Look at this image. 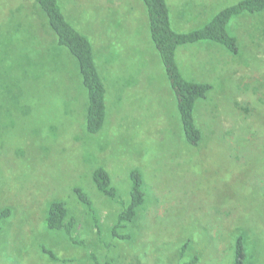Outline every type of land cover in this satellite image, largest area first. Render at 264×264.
Listing matches in <instances>:
<instances>
[{"label":"rangeland","instance_id":"1","mask_svg":"<svg viewBox=\"0 0 264 264\" xmlns=\"http://www.w3.org/2000/svg\"><path fill=\"white\" fill-rule=\"evenodd\" d=\"M30 1L22 0L13 19L9 6L18 0H0V25L9 23L0 35L15 34L0 38L10 59L0 64V211L10 210L0 221V264H231L239 236L245 264H264V12L230 22L228 33L239 42L234 62L220 59L221 67L209 71L183 67L182 53L195 45L177 48L183 77L212 87L194 112L203 139L193 148L140 0H58L66 20L90 40L107 87V118L94 136L84 128L78 69L73 61L61 67L65 49L55 46ZM165 1L171 28L188 33L241 0ZM25 15L32 21L15 33ZM37 41L47 55L41 65L51 67H28ZM97 168L107 171L125 205L129 172L143 175L145 203L119 230L126 240L112 236L121 200L97 191ZM77 188L92 202L99 233ZM54 201L74 221L70 237L46 227Z\"/></svg>","mask_w":264,"mask_h":264},{"label":"trees","instance_id":"2","mask_svg":"<svg viewBox=\"0 0 264 264\" xmlns=\"http://www.w3.org/2000/svg\"><path fill=\"white\" fill-rule=\"evenodd\" d=\"M34 4L44 14L48 27L56 36L57 46L64 48L72 57L73 67H77L80 82L87 97L84 128L88 135H98L104 128L107 118L106 96L107 87L98 71L94 50L90 40L74 28L61 11L58 0H33ZM143 4L150 41L157 51L171 89L177 100L180 125L183 131L184 141L187 145L197 148L202 142L203 136L197 128L194 112L198 101L208 98V92L212 87L207 83L191 82L186 80L179 71L176 62V50L178 47L199 42H214L237 55L239 45L237 39L228 33L230 22L243 15H256L264 12V0H241L234 5L220 10L212 20L202 28L188 33H179L171 28L169 9L165 0H140ZM32 64V63H31ZM0 121V128H1ZM93 183L97 191L110 200L120 201L122 211L118 214L115 225L112 228V236L119 240H126L128 235L119 233L127 223L134 221L137 210L145 203V191L143 189V175L138 169L129 172V201L125 205L118 197V190L112 185L109 174L103 168H97L92 174ZM79 201L93 215L95 228L98 233L96 213L88 195L80 189H75ZM122 202V203H121ZM9 209L0 211V221L8 218ZM68 212L61 201L51 202L46 211L45 224L52 231L63 230L68 237L71 236L74 227L73 219L67 221ZM186 245L182 247L185 251ZM233 264H245L243 238L237 237L234 245ZM194 259L191 264L196 263Z\"/></svg>","mask_w":264,"mask_h":264},{"label":"crops","instance_id":"3","mask_svg":"<svg viewBox=\"0 0 264 264\" xmlns=\"http://www.w3.org/2000/svg\"><path fill=\"white\" fill-rule=\"evenodd\" d=\"M30 2L32 4H34V1L33 0H31ZM35 6L37 7V5H35ZM21 7H23V9L25 7L24 6V3H22V0H18L17 5L15 7H13V8H10V6H9V9L11 10V11L9 10V17H10V14H11L13 17H15L13 19H17L19 17V13H21V11H20L21 10L20 9ZM37 9H38V7H37ZM17 10H19V11H17ZM41 17H42L43 21L45 22L44 24L46 25L48 31L50 33H52V35H54V33L48 27L46 18L42 15V13H41ZM25 19H26L27 22L32 21V19L29 18L26 15L23 16L22 18L18 19L17 22H16V24H15V29H14V32L15 33H19V30H18L19 24L23 20H25ZM3 21H5V19ZM0 22H2V21H0ZM3 26H5V27L2 28V29H4V31H6L8 29L9 23L8 24L5 23L3 25H0V27H3ZM33 28H32V32H34L33 31ZM32 32H31V34H32ZM14 35L15 34H8V35L1 34L0 35V38H1V40H4V39L11 38ZM54 37H55V46H56L57 45L56 36L54 35ZM234 37L237 39V37L235 35H234ZM237 41H238V39H237ZM1 42H3V41H1ZM199 43H201V44L200 45H196V44H199ZM199 43L192 44V45H195L193 47L194 49H192L193 52H191V51H184L182 53V56L185 55L184 58L182 59V62H181L183 67H203L204 70L209 71L210 70V67H221L220 65H218L220 63V61H219L220 59L226 58V60H227V58H230V60H231V55H233V54H231L230 52H228L227 49H225L223 46H221V45H219L217 43H214V42H199ZM15 45H16V43H15ZM189 45H191V44H189ZM56 49L59 51L58 48H56ZM2 50L3 49L0 48V64H3L6 61L10 60L7 56H5V54L2 52ZM43 53L44 52L41 49V47H40V45H39V43L37 41L36 44H35V50L33 52V55L34 56H29V57H31L33 59V62H32V64L30 63L28 67H43L44 65L47 66V67H51V63H47V64L43 63L41 65L42 60H43L42 57H43V55H46L45 53L44 54ZM16 54L18 55V52ZM62 54L64 56V61L62 62L61 67H69V64H71V61H73L72 57H70L65 51ZM19 55H20L19 59H23L24 58L23 52H19ZM233 59L231 61L234 62ZM199 63H201V64H199ZM56 65L58 67H60V65L58 63H56ZM19 67H23V66H19ZM193 76H196V74L193 75ZM196 77H198V76H196ZM191 82H194V81H191ZM199 83H202V82H199ZM193 243H195V240L193 241ZM185 245L188 248V243L187 242L185 243ZM190 248H191V245H190ZM244 252H245V248H244ZM245 255H246V260H247V254H246V252H245ZM191 262L192 261L188 262V264H190ZM231 264H233V261H232Z\"/></svg>","mask_w":264,"mask_h":264}]
</instances>
